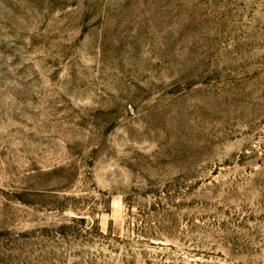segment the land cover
<instances>
[{"label":"rangeland","instance_id":"374dc122","mask_svg":"<svg viewBox=\"0 0 264 264\" xmlns=\"http://www.w3.org/2000/svg\"><path fill=\"white\" fill-rule=\"evenodd\" d=\"M0 264H264V0H0Z\"/></svg>","mask_w":264,"mask_h":264}]
</instances>
